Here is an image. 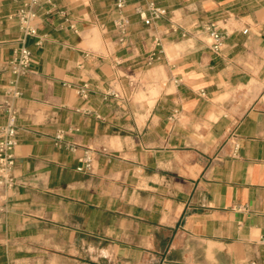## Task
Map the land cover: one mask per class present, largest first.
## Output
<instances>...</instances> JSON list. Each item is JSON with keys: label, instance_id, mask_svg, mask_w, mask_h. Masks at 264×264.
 Segmentation results:
<instances>
[{"label": "crops", "instance_id": "0c3cea01", "mask_svg": "<svg viewBox=\"0 0 264 264\" xmlns=\"http://www.w3.org/2000/svg\"><path fill=\"white\" fill-rule=\"evenodd\" d=\"M153 1L147 25L129 0L125 43L115 0L40 1L0 264H264V0ZM23 2L0 0V128Z\"/></svg>", "mask_w": 264, "mask_h": 264}, {"label": "built area", "instance_id": "2783aa9c", "mask_svg": "<svg viewBox=\"0 0 264 264\" xmlns=\"http://www.w3.org/2000/svg\"><path fill=\"white\" fill-rule=\"evenodd\" d=\"M41 0H24L22 6L17 11V16L20 23L21 37L20 43L15 49L14 58L11 60V69L14 74V79L11 82L10 98L5 101L6 123L0 128V186L3 189L14 187L15 180L13 170L16 163L15 147L18 143V109L13 101L21 95L19 88V79L30 71L33 60V54L28 46L27 40L29 36L37 33V25L35 19L38 16L37 7ZM146 8H138V13L145 24L153 25L161 17L167 14L165 7L157 5L153 0H146ZM129 0H115V7L119 13L115 21V27L119 33V41L125 43L129 35V26L131 24L130 17L126 14V7ZM210 30L212 37L211 48L214 51H221L225 44L227 32L222 31L215 23H210L207 27ZM247 31V30H245ZM155 53H152L154 56ZM153 57H151L152 59ZM78 93L86 98L89 93V84L84 82L78 88ZM106 96H118L111 90L106 93ZM54 143L58 147H66L72 151H76L78 145L69 143L65 139V131L58 130L54 136ZM78 171H91L93 156L90 149H86L84 154L79 159ZM264 240V239H263Z\"/></svg>", "mask_w": 264, "mask_h": 264}]
</instances>
